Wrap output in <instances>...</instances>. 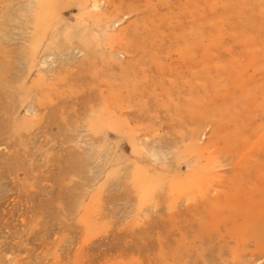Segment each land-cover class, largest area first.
Segmentation results:
<instances>
[{
    "label": "rangeland",
    "instance_id": "obj_1",
    "mask_svg": "<svg viewBox=\"0 0 264 264\" xmlns=\"http://www.w3.org/2000/svg\"><path fill=\"white\" fill-rule=\"evenodd\" d=\"M93 1L0 0V264H264V0Z\"/></svg>",
    "mask_w": 264,
    "mask_h": 264
},
{
    "label": "bare ground",
    "instance_id": "obj_2",
    "mask_svg": "<svg viewBox=\"0 0 264 264\" xmlns=\"http://www.w3.org/2000/svg\"><path fill=\"white\" fill-rule=\"evenodd\" d=\"M53 1V0H52ZM95 1V0H94ZM93 1V2H94ZM45 3V2H44ZM48 4V3H47ZM46 4V5H47ZM94 6V5H93ZM40 7H41V1H39L38 3H36V6H35V9L33 10V18H34V22H36L37 21V19L39 18V9H40ZM47 10H48V8H47ZM46 18V25H47V17H45ZM44 18V19H45ZM43 19V20H44ZM42 21V20H41ZM40 21V22H41Z\"/></svg>",
    "mask_w": 264,
    "mask_h": 264
}]
</instances>
